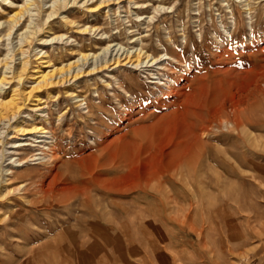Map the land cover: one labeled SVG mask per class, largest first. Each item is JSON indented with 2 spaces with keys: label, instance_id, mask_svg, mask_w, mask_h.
<instances>
[{
  "label": "rangeland",
  "instance_id": "1",
  "mask_svg": "<svg viewBox=\"0 0 264 264\" xmlns=\"http://www.w3.org/2000/svg\"><path fill=\"white\" fill-rule=\"evenodd\" d=\"M52 1L0 0V264H264V0Z\"/></svg>",
  "mask_w": 264,
  "mask_h": 264
},
{
  "label": "bare ground",
  "instance_id": "2",
  "mask_svg": "<svg viewBox=\"0 0 264 264\" xmlns=\"http://www.w3.org/2000/svg\"><path fill=\"white\" fill-rule=\"evenodd\" d=\"M59 1V0H58ZM62 2V1H61ZM56 0H53L52 1V3H51V8H54L55 6H56ZM29 4H31V3H29ZM29 6H32V4L31 5H29ZM30 10V9H29ZM53 14L54 13H52V11L50 12V13H48V18L49 17H52L53 16ZM35 15V14H34ZM18 17V16H17ZM28 28V27H27ZM9 30H10V28H9ZM24 39V38H23ZM108 50H109V47L108 48H105L104 50H103V54H105L104 53V51H107V53H108ZM136 53V52H135ZM139 53L140 52H138V55H139ZM102 54V55H103ZM105 55H107V54H105ZM136 55V54H135ZM143 56V54L142 53H140V56ZM165 56V55H164ZM97 57L96 56H94V55H90V54H86V55H82L81 57H79L78 59H77V61H75L74 63H70V64H67V65H64V66H62L61 68H59V69H54L55 71H56V82H53L52 80H50L49 79V82H47L48 80H46V78L48 77V74H44V75H41V81H39L38 83H40V84H42V85H44V86H51V85H58L59 86V84L60 85H63L64 83H66L67 82V79H68V77H71V78H76L77 76H79L81 73H83V71H84V68H85V66L86 65H88L87 67H90L91 66V70L92 71H94V70H96L97 69V62H95L97 59H96ZM137 58H138V56H137ZM160 58H162V57H160ZM91 60V62L92 63H90L89 61ZM92 59H94V61H92ZM146 59H147V57H146ZM138 59H136V58H134L133 59V56L132 55H125L124 57H121V58H119V57H117L116 59H111V60H105V61H103V66H105L106 67V65H108L109 64V62L112 64V65H115V66H117V65H119V64H122V65H124V64H130L131 66H133L134 64H136L135 62L137 61ZM142 60V59H141ZM145 60V59H144ZM150 61V60H149ZM94 62V63H93ZM139 62V61H138ZM138 62H137V64L136 65H134V67H137L139 64H138ZM152 62V61H151ZM75 63H76V65H75ZM78 63H79V65H78ZM141 65V64H140ZM139 67V66H138ZM87 68H85V70H86ZM54 70H52V71H54ZM54 71V72H55ZM51 72V71H50ZM50 75V74H49ZM54 76H55V73H54ZM51 76H49V78H50ZM3 78V77H2ZM70 78V79H71ZM52 79V78H51ZM70 81V80H69ZM1 85V84H0ZM39 85V84H38ZM14 91V90H13ZM13 95V94H12ZM191 95V94H190ZM14 97L16 98V96H15V94H14ZM16 100V99H15ZM11 101V100H10ZM161 102V101H160ZM161 104V103H160ZM168 104V103H167ZM10 105L12 106V108H13V111H15V112H17L18 110H19V108L17 107V106H13L12 105V103H9L8 105H6L5 104V106H4V108H8V107H10ZM224 107V106H223ZM220 108V107H219ZM217 109V108H216ZM225 109V108H224ZM8 112H11L12 113V111H11V108L9 109L8 108ZM146 111V110H145ZM215 111V110H214ZM218 112V111H217ZM10 113V114H11ZM198 113V112H197ZM215 113V112H214ZM4 114V113H3ZM130 114V113H129ZM200 114V113H199ZM198 114V115H199ZM164 115V114H163ZM197 114H195L194 113V120H196V121H198V120H200V118L201 117H199ZM215 115V114H214ZM128 116V115H127ZM201 116V115H200ZM213 116V115H212ZM215 116H217V115H215ZM123 117V116H122ZM166 117V116H165ZM237 118H238V115L236 116ZM237 118H235L234 117V119L233 120H231V121H233L234 122V124H235V126H240L241 125V123L237 120ZM123 119V118H122ZM216 119H217V117H216ZM226 119V118H225ZM231 119V118H230ZM102 120V119H101ZM126 120V119H125ZM156 120V119H155ZM194 120H193V122H194ZM5 121V120H4ZM202 121V120H201ZM215 121V120H214ZM220 122V121H219ZM227 122V121H226ZM223 123V122H222ZM100 125H101V123H100ZM99 125V126H100ZM157 125V124H156ZM142 127H144V126H142ZM190 130H191V132H190V137H189V140H190V143H188V145L186 146H183V148L182 149H180V151L178 150V152H177V159L176 158H174L175 160H177V163H178V165L179 166H181L182 167V165H191L192 163H194V161H196L197 159H198V157L199 158H201V156H202V152H203V150H205V149H207V150H209L210 148H209V144H207V143H203L201 140V138H200V131H202L205 127L204 126H202L201 128L198 126V124L197 123H192L190 126ZM241 128V127H240ZM238 129H239V127H238ZM32 130V129H31ZM39 130H41V129H38L37 131H38V133H39ZM189 130V131H190ZM34 131V130H33ZM188 131V130H187ZM239 131H241L240 129H239ZM186 132V131H185ZM199 132V133H198ZM151 133V132H150ZM43 134V133H42ZM45 135H47V134H45ZM47 139V138H46ZM183 139V138H182ZM184 140H186V139H184ZM40 141V140H39ZM43 141V140H42ZM182 142H183V140H182ZM61 153V152H60ZM206 153V152H205ZM167 155H169V154H167ZM169 157V156H168ZM171 158V157H170ZM173 158V157H172ZM214 158L216 159V157L214 156ZM110 159V158H109ZM112 160V159H111ZM171 160V159H170ZM169 162V161H168ZM173 162H175V161H173L172 160V163ZM22 165V163H19L18 164V166H21ZM72 165V164H71ZM70 165V166H71ZM68 166V165H67ZM74 166H75V164H74ZM114 166H116L115 164H114ZM178 167V166H177ZM71 168V167H70ZM166 170V169H165ZM170 175V174H169ZM149 180H151V179H149ZM102 181V180H101ZM120 181V180H119ZM146 183V182H145ZM109 185V184H108ZM123 185V184H122ZM106 186V185H105ZM133 186V185H132ZM135 186V185H134ZM130 187V186H129ZM99 187H93V189H96V190H98V191H100L99 189H98ZM108 189H110V188H108ZM117 189V188H116ZM113 189H110V190H108V191H112ZM119 190H121V189H117L116 191L117 192H120ZM40 192H43V191H40ZM101 192V191H100ZM84 194V193H83ZM82 195V194H81ZM43 196V195H42ZM87 196V195H86ZM85 196V197H86ZM61 198H58V199H56V201H59ZM87 200H88V198H87ZM61 202V201H60ZM58 204V203H57ZM59 204H62V202L61 203H59ZM116 207H118V206H116ZM119 208V207H118ZM126 214V213H125Z\"/></svg>",
  "mask_w": 264,
  "mask_h": 264
}]
</instances>
